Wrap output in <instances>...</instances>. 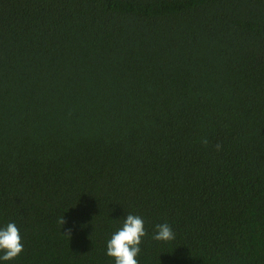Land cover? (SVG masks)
I'll return each mask as SVG.
<instances>
[{"label":"trees","instance_id":"obj_1","mask_svg":"<svg viewBox=\"0 0 264 264\" xmlns=\"http://www.w3.org/2000/svg\"><path fill=\"white\" fill-rule=\"evenodd\" d=\"M127 214L139 264H264V0H0V264H115Z\"/></svg>","mask_w":264,"mask_h":264},{"label":"clouds","instance_id":"obj_2","mask_svg":"<svg viewBox=\"0 0 264 264\" xmlns=\"http://www.w3.org/2000/svg\"><path fill=\"white\" fill-rule=\"evenodd\" d=\"M203 143L207 144L205 139ZM217 151L221 149L220 144H216ZM60 228L66 223L63 216L57 220ZM70 238L71 228L62 232ZM147 235L144 227V220L139 215L127 214L124 217L122 226L111 235L106 244V255L114 258L115 264H139L136 257L139 255L142 238ZM152 239L156 241H172L175 239V233L168 223L155 225ZM23 251L21 235L14 222H9L6 226L0 227V260H14Z\"/></svg>","mask_w":264,"mask_h":264}]
</instances>
